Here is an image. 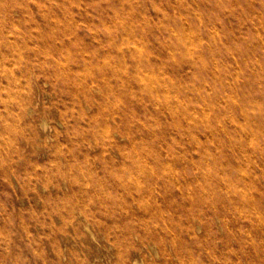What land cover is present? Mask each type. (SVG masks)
Returning <instances> with one entry per match:
<instances>
[{
	"label": "rangeland",
	"instance_id": "1",
	"mask_svg": "<svg viewBox=\"0 0 264 264\" xmlns=\"http://www.w3.org/2000/svg\"><path fill=\"white\" fill-rule=\"evenodd\" d=\"M144 260L264 264V0H0V264Z\"/></svg>",
	"mask_w": 264,
	"mask_h": 264
},
{
	"label": "bare ground",
	"instance_id": "2",
	"mask_svg": "<svg viewBox=\"0 0 264 264\" xmlns=\"http://www.w3.org/2000/svg\"><path fill=\"white\" fill-rule=\"evenodd\" d=\"M162 67V66H161ZM236 103V102H235ZM213 104V103H212ZM19 123V122H18ZM132 146V145H131ZM133 150V149H132ZM246 157V156H245ZM85 216H86V214H85ZM89 217V216H88ZM142 240V239H141ZM147 248V247H146ZM144 249V248H143ZM138 250V249H137ZM140 251V250H139ZM144 255V254H143ZM144 257V256H143ZM125 260V259H124ZM128 261V260H127ZM143 261V260H142ZM124 263H125V261H123ZM127 263V262H126ZM131 263V262H130ZM134 263V262H133ZM147 263V262H146ZM122 264V263H121ZM143 264H145V260H144V262H143ZM148 264H149V262H148Z\"/></svg>",
	"mask_w": 264,
	"mask_h": 264
}]
</instances>
